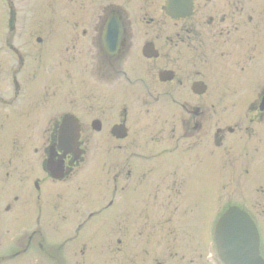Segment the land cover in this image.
Wrapping results in <instances>:
<instances>
[{"label":"flooded vegetation","instance_id":"obj_1","mask_svg":"<svg viewBox=\"0 0 264 264\" xmlns=\"http://www.w3.org/2000/svg\"><path fill=\"white\" fill-rule=\"evenodd\" d=\"M18 1L7 0L8 8L16 10L17 20L25 19ZM253 1L139 0L140 4L158 10L161 19L129 20L125 11L126 0H73L79 4L78 9L92 10L91 22L79 20L81 11L74 13L76 18L73 16L76 39L73 57L76 62L77 57L83 55L76 48L77 39L83 36L88 41L87 78L84 81L90 88L88 96L83 98L84 106L78 107L73 102V115L81 123L82 137L107 136L116 143L114 148L123 152L117 161L103 163L108 182L113 181L112 199L119 200L121 205L117 221L108 226L111 229L107 232L117 233L112 245L116 243L125 261L126 250L131 249V244L134 258H138L136 241L139 238L156 232H164L170 238L175 233L169 218L171 214H165V217L168 215L166 223L157 225L152 213L145 208L150 201L158 202L160 194L158 183H145L147 169L157 163L152 161L156 158L153 148L158 143L156 126L160 125L162 132L173 133V153L177 152V156L185 151L188 153L204 139V135L200 136L198 132L204 130L209 118L202 105L210 103L209 96L213 95V105L245 103L250 106L251 112L244 118H236L234 123L237 128L245 126L248 140L258 136L254 126L264 127V108L261 107L264 105V1L260 17L252 13V7H248L249 12L244 10L243 4L247 6ZM243 14L247 16L243 18ZM236 73L247 77L244 81H237ZM209 74L222 79L218 81L219 86ZM245 88L256 91L249 92L247 97L236 91ZM15 89L14 97L0 96V129L5 133L21 130L31 139H41L42 144L33 149L35 155H32L26 149L27 145L16 142V160L9 151L0 161V264H69L68 256H62V249L73 253V172L81 163L73 167L71 153L65 158L68 175L64 180H57L49 174L47 153L51 147L58 151L57 128L61 116L50 115L46 124L44 116L37 113L38 104L26 102L20 108L13 106L15 100L25 94L21 84ZM100 89L109 92L101 96ZM163 100L182 106L178 116L173 112L176 119H171L172 116L161 122L159 119H144L146 113L143 109L148 112L147 108ZM191 101L200 105L189 107ZM137 108L142 111L139 116L135 114ZM222 122H225L223 118L216 122L214 142L217 147L222 146L227 133L237 130L231 125H222ZM118 126H126L125 137L114 134ZM259 141H264V135ZM164 153H168L167 149H163L159 156ZM247 154L253 159L254 155H263L264 150L253 147L247 150ZM7 155L11 156L6 159ZM56 157H61L59 151ZM109 175L113 178L110 179ZM174 176H178L177 171ZM67 180L71 182L72 192L69 194L63 193L66 189L62 184ZM184 183L181 177L172 183L169 188L171 199H175L174 195H182L177 200L182 202L187 197L177 190L180 186L184 188ZM131 193L135 198L140 194L147 202L142 204V200L137 199V208H126ZM112 204L113 201L109 205ZM104 212L105 209L89 211L82 224ZM176 212L184 215L187 209L177 207ZM248 212L259 230L264 258L261 219L258 214ZM258 213L264 214L262 211ZM131 216L134 217V230L127 224V221L130 223L127 218ZM199 257L205 258L202 253Z\"/></svg>","mask_w":264,"mask_h":264},{"label":"rangeland","instance_id":"obj_2","mask_svg":"<svg viewBox=\"0 0 264 264\" xmlns=\"http://www.w3.org/2000/svg\"><path fill=\"white\" fill-rule=\"evenodd\" d=\"M263 1L254 0L247 6L243 4L244 10L249 12L248 7H252V13L260 17ZM17 5L25 19L17 20V30L11 32L8 27L9 13L5 0H0V92L2 96L7 97L13 91L8 75L10 71V75H18V80L21 82L25 93L28 91L24 96L21 95L13 106L20 108L25 106L26 102L36 103L40 106L37 113L43 115L44 119L48 118L50 113L57 115L64 111L73 112V102H76L78 107L84 106L83 98L88 96L90 90L89 85H86L84 81L87 78L86 63L88 58L86 51L88 41L83 36L77 39L76 48L83 55L77 57L78 60L75 62L73 42L76 39L73 35V20L76 18L74 13L81 11L79 20L82 18L86 22H91L90 16L92 14L90 13L92 10L87 9V12L78 9L79 4L73 3V0H19ZM125 11L129 20H144L143 17H146L147 20L151 18L152 20H160L162 16L158 10L140 4L139 0H126ZM245 16L247 14L242 15L243 18ZM81 26H84L82 22ZM39 37L42 38L41 42L38 41ZM9 42L22 55L24 59L22 66H20L19 56H15L11 51ZM210 76L219 86L218 81H222V79H219L218 75ZM235 76L237 81L240 79L244 81L247 77L237 73ZM212 86L214 88V83ZM100 91L101 96L109 92L106 89H100ZM236 91L240 96L247 97L250 95L249 92L253 93L256 89L245 88L242 91L241 89ZM10 95L9 97H11ZM212 96H209L211 97L210 103L202 105L209 118L204 130L201 129L198 132L200 136L204 135V139L195 146L196 148L194 147L195 149H190L189 154L185 151L183 155L177 156V152H172L173 149L175 150L173 138L171 139L174 137L173 133L167 132V130L162 132L160 125L154 129L157 130L155 137H158V143L154 145L153 152L156 158H153L152 161L157 163H153L147 169L148 178L145 183L152 182L153 185L158 183L160 194L158 202L148 200L150 203L145 208L152 213L153 220L157 225L161 222L166 223L168 215L165 217V214H171L172 216L169 218L172 220L175 233L170 238H163V241H159V237H154L152 245H144V255L140 253L139 264H152L157 258L166 259L163 264H222L213 251L211 227L213 228L219 216L234 204L240 205L256 213V215L258 214L262 221L259 223L264 234V214L258 213L259 211L264 213V154L253 157V159L246 155V151L252 150L253 147L264 150V141H259L264 135V127L254 126L258 136L255 139L247 140L244 132L245 126L241 129L235 127L234 124L236 118H244L247 115V105L245 103L239 105L216 103L213 105L215 100ZM219 96L217 94L218 98ZM191 105L189 107L194 108V105L200 104L191 101ZM180 107L182 106L174 102L172 104L171 101L163 100V102L155 103L153 107L147 108L148 112L144 108L146 115L143 116H145L144 119H159L161 122V120L170 119L173 112L175 115L179 114L181 112ZM137 109L138 112L135 114L139 116L142 111L141 108ZM221 118L225 120L222 125L228 124L237 130L232 135L228 133L222 148H219L215 145L214 134L217 127L216 122ZM171 119H176V116H172ZM2 132L3 130L0 129V143L2 138H5L2 142L5 144H0L1 162L11 149L10 154L16 160L15 154H17L18 147L14 141L31 145V148L26 149L32 155H35L33 149L41 143L37 137H33L35 141H29L21 130H11V136ZM243 135L245 138L240 137ZM189 138L191 137L189 136ZM84 140L88 142L85 163L78 168L74 175V184H84L82 182L92 178L94 168L95 171L97 167L102 169L104 161H117L123 154L114 148L116 143L107 136L92 135L87 137L86 135ZM13 145L15 149H13ZM163 149H167L168 153L159 156ZM11 155H7L6 159ZM175 171H177L178 176H174ZM99 172L101 174L98 173L94 177L103 183L107 177L106 172L103 173L101 170ZM179 177L185 181L184 188L180 186V189H177L187 196L182 201L184 205H180V202L177 201L182 195L178 197L174 195V200L169 195L170 186ZM98 187L104 188L101 184ZM150 191L154 192L153 190ZM70 192L69 189L66 190V193ZM147 193L150 192L147 191ZM104 194L105 190L103 189L102 195ZM83 195H85V190L77 191L76 188H73V204H76L73 205V210L90 208L86 200L89 196L81 197ZM133 195L134 193H131V198L135 199ZM79 198L81 201L77 202ZM136 199L142 200V204L147 202L140 194L136 196ZM176 206L187 209V213L184 214L186 217H179ZM75 213L73 211V216H75L73 217V237L78 234L75 241L73 240V253L66 248L62 249V256H68L67 262L69 264H138L134 260L126 259L125 261L121 257L123 254L115 251L116 246H111L114 240L112 235L103 232L106 230L103 222L96 225L98 221H94L92 223L95 224L94 227L92 225L88 228L83 226L80 231H75L77 224L82 219ZM114 220L115 218L112 221ZM112 221L109 224L112 225ZM68 223L70 224V221ZM162 235L165 236L166 233H162ZM114 237H116L115 233ZM171 253L178 255L172 256ZM201 253L205 256L204 259H200L199 254ZM71 257H73V262H70ZM172 257L173 259H171ZM191 259L194 262H191Z\"/></svg>","mask_w":264,"mask_h":264},{"label":"water","instance_id":"obj_3","mask_svg":"<svg viewBox=\"0 0 264 264\" xmlns=\"http://www.w3.org/2000/svg\"><path fill=\"white\" fill-rule=\"evenodd\" d=\"M14 20H11V28ZM73 123V124H72ZM72 116L64 119L61 129V147L68 152L79 145V128ZM77 153V152H75ZM61 167V165L59 166ZM63 168L60 169V172ZM62 177L63 174H54ZM252 239V242H251ZM216 241L220 258L226 264H252L251 258L259 260V236L251 218L238 207H230L216 227ZM255 263V262H254Z\"/></svg>","mask_w":264,"mask_h":264}]
</instances>
